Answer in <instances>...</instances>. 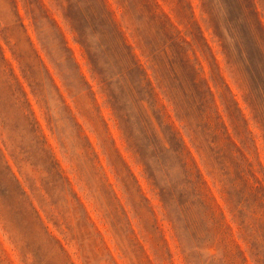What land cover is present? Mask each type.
Listing matches in <instances>:
<instances>
[{"label":"rangeland","instance_id":"rangeland-1","mask_svg":"<svg viewBox=\"0 0 264 264\" xmlns=\"http://www.w3.org/2000/svg\"><path fill=\"white\" fill-rule=\"evenodd\" d=\"M254 3L264 23V0ZM235 13L236 0H0V264H258L249 234L264 259V131L243 90L260 58L226 29ZM69 22L101 45L122 123ZM122 37L155 97L133 86L142 71L127 72ZM179 52L215 94L206 121L182 92ZM221 76L250 135L235 134ZM240 221L253 229L243 235Z\"/></svg>","mask_w":264,"mask_h":264},{"label":"trees","instance_id":"trees-1","mask_svg":"<svg viewBox=\"0 0 264 264\" xmlns=\"http://www.w3.org/2000/svg\"><path fill=\"white\" fill-rule=\"evenodd\" d=\"M212 21H213V25L211 26L214 29L213 31L214 37L219 42L222 48L223 54L226 56L227 63L230 64V66L232 67V58L234 56V53L231 50V48L227 46V43H226L227 36H225L221 32V29H222L221 25H218L217 23H215L214 19H212ZM69 24H71L72 28L75 30V32H77L78 37H79L77 41L81 44V46L83 47V49L88 55L89 63L92 67L93 78L98 80L99 83L102 84L103 90L107 93L110 100H114V103H113L114 110L116 114L118 115L117 116L118 119L122 123L124 121V116L126 115L124 113V109L118 104V101H117L118 99H116V96L110 93L109 91L110 83L104 77L103 73L98 69V63L100 62V60L96 59L95 50L97 49V47H101V45L94 46L91 43L90 35L88 33L80 32L78 31V29H76V27H74V25H72V23L69 22ZM226 29L230 33L233 34V35H230L233 40L235 41L240 40V44H241L240 51L244 56H247L248 54V47H247L248 45H246L247 40L252 41L255 52L259 55L260 62L258 66L261 68V71H259V73L254 74L252 81H249V82L247 81V83L246 82L244 83L243 90L245 91L244 100L247 103L248 107L251 109V111L254 113L253 121L256 124V127L264 131V125L262 123V119L260 118L261 112H264V107L261 101V99L264 98V81H263L264 80L263 79L264 77V60H263L264 59V23L262 22L260 13L257 11V7L254 3V0H236V13L231 15L230 21H228V27H226ZM93 33L95 34V32ZM113 33L115 36V32ZM117 33L119 34V32ZM92 36L95 37L96 35H92ZM118 45L120 47V55L127 64L126 69L129 75L131 76L133 74L135 76V71H139V70L142 71V74L138 72L139 74L136 75L137 83H132L133 86L136 88L137 92H139L138 89L140 90L146 86L149 88L153 97H155L156 96L154 92L155 88L153 87L152 82L148 80L147 73H145V71L143 72V69H141L142 66L139 63V61L135 58V55L132 53L131 47L127 44L126 39L122 37V40L120 41L118 40ZM180 49H183V48L180 47ZM177 55L178 56L181 55L184 58L183 69H184L185 79L183 80L184 82L181 83L182 85L181 88L183 89L182 92L187 98L190 97L193 100V103L194 101L200 103L201 107L204 108L202 110V119L206 121V119L209 118L207 116L208 100L209 98H211V100L214 101L215 94L213 93L208 81L198 80L197 74H195V69L190 64L186 55H184V53H181V52H179ZM171 66L173 67V64H171ZM172 70L174 72V69ZM191 73H194V76H192ZM174 74L176 75V72H174ZM176 79L180 81L178 78ZM221 79L222 81L221 83H219L217 79L215 78V82H216L215 84L217 87H219L222 90L220 95L224 103L226 104V110L230 116L231 123H232L231 125L235 130V134L237 132V136L239 137L244 136L245 133L250 135L252 132L248 130L249 121L245 118L244 114L241 112L240 108L238 107L237 102L233 99L234 96L230 90V87L228 86L224 78H222V76H221ZM145 82L147 84H145ZM159 87L162 88L160 85ZM20 89L22 88L20 87ZM163 93L168 98V101L171 102L175 106V111L177 113V117L179 118V120L181 122H184V118L182 117L180 107L175 99L176 97H174L175 95H173L172 91L170 90L168 91L166 89L163 90ZM23 96L26 97L27 94L23 92ZM120 112L123 115H119ZM30 114H31L30 116H27L28 119L29 117H33L32 111H30ZM221 119H222V116L217 112V122L218 121L220 122ZM206 124L209 130L210 129H212V131L218 130V124L215 123L214 126H212L210 122ZM29 125L32 127H35L33 131L36 134V137L38 136L39 138V135L37 132L38 123L34 117L29 122ZM222 125H225L224 122H222ZM224 127L225 129L228 130L226 126ZM175 135H177V133ZM216 138L219 140L218 137ZM128 140L131 141L135 145L134 141L131 139L130 136L128 137ZM215 142L216 141H214L213 143ZM217 144H218V141H217ZM230 144H232L234 147H236L237 145L234 141H232V139L229 141L228 145ZM212 151H214V149H212ZM241 154L243 155V153ZM237 167H239V165H237ZM6 169H8L9 173L11 174L12 180L18 183L19 186H21L19 183V180L17 179L15 174L12 172V169L10 168L9 165L6 166ZM21 191H22V194H25L24 190H21ZM234 218L237 219L239 217L237 214H234ZM239 226L241 228L243 235L248 233L247 230L249 228L251 230L253 229L252 228L253 226L251 224L246 225L244 222H241V221L239 223ZM246 236L249 237V239H246V240H247V243L250 244V248L254 253V258L256 262L258 264H264V259L261 257L259 251L255 247L256 244H254V241L250 242L253 234H249ZM254 250H257V251L254 252Z\"/></svg>","mask_w":264,"mask_h":264}]
</instances>
